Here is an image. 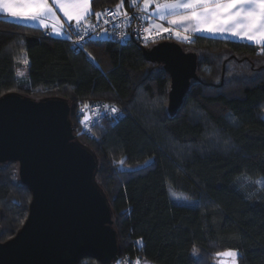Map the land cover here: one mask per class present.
<instances>
[{"label": "trees", "instance_id": "16d2710c", "mask_svg": "<svg viewBox=\"0 0 264 264\" xmlns=\"http://www.w3.org/2000/svg\"><path fill=\"white\" fill-rule=\"evenodd\" d=\"M120 5L133 7L91 0L90 18ZM178 41L201 57L172 115L170 75L144 54L155 43L101 38L76 50L69 35L0 14V96L69 100L78 139L99 158L96 179L114 211L121 257L212 264L236 249L239 264H264V188L256 183L264 179V46L199 34ZM96 102L122 114L88 133L78 108ZM30 200L18 164L0 163L1 241L23 225Z\"/></svg>", "mask_w": 264, "mask_h": 264}, {"label": "water", "instance_id": "95a60500", "mask_svg": "<svg viewBox=\"0 0 264 264\" xmlns=\"http://www.w3.org/2000/svg\"><path fill=\"white\" fill-rule=\"evenodd\" d=\"M144 54L170 75L173 115L198 77L201 55L176 40L157 42ZM70 114L65 97L0 96V163L16 162L31 192L23 225L0 240V264H77L86 257L109 264L121 255L114 211L96 179L99 158L78 139Z\"/></svg>", "mask_w": 264, "mask_h": 264}, {"label": "crops", "instance_id": "0c3cea01", "mask_svg": "<svg viewBox=\"0 0 264 264\" xmlns=\"http://www.w3.org/2000/svg\"><path fill=\"white\" fill-rule=\"evenodd\" d=\"M37 2L38 0H16L17 8L19 11L25 13L24 16L13 17L7 12H0V14L14 21L41 27L48 33L63 38L69 35V25H74L75 28V26L77 27L82 22L88 20L91 16V0H88V11L84 13V19L79 22L75 19V16L69 18V16L66 15L65 7H62V5L72 3V0H47V5L52 9V11L45 12L37 19H32L30 16L34 11L35 4ZM180 2L184 3V0H180ZM165 3L175 5L176 0H150L147 5L144 0H136V4H138L140 9H142L149 26L168 30L174 29L173 40H189L194 35L199 34L215 38L244 41L258 46H264V43L244 38L243 33L239 36L235 35L234 33L239 31L238 24H219L217 26L223 28V31L211 32L207 30L208 24L202 22L203 17L201 21H197L195 19H182L183 17H191L193 9L179 6L157 8L158 4L163 5ZM213 6L214 5L211 3L207 5H196L195 11L197 13H203L205 8L210 9ZM240 7L241 6L238 5L237 9ZM244 7L247 6L245 5ZM237 9H233V11H236ZM68 11H72V9H68ZM161 17H163V19ZM172 21H175V23ZM177 33H179V35H177ZM184 37H187V39ZM137 262L138 264H154L146 259H138Z\"/></svg>", "mask_w": 264, "mask_h": 264}, {"label": "built area", "instance_id": "2783aa9c", "mask_svg": "<svg viewBox=\"0 0 264 264\" xmlns=\"http://www.w3.org/2000/svg\"><path fill=\"white\" fill-rule=\"evenodd\" d=\"M107 10V11H106ZM103 15L97 18L93 15L87 23L82 22L74 28L69 37L71 45L76 50L84 49L86 43L93 39L112 38L119 43L136 41L141 44H152L165 40H173L174 29L163 31L158 27L149 26L140 6L135 3L132 8L109 6L102 11ZM126 13V15H125ZM107 106V107H105ZM112 107L117 112L111 111ZM82 128L92 133L93 127L106 118L118 117L121 109L114 103L96 102L80 105L78 108ZM137 260L131 257H120L109 264H136Z\"/></svg>", "mask_w": 264, "mask_h": 264}, {"label": "snow or ice", "instance_id": "6c2138e0", "mask_svg": "<svg viewBox=\"0 0 264 264\" xmlns=\"http://www.w3.org/2000/svg\"><path fill=\"white\" fill-rule=\"evenodd\" d=\"M131 2L135 5L136 0H131ZM144 2L147 5L150 0H144ZM87 3L88 0H72V3L62 5V7H65L66 15H68L69 18L75 16V19L79 22L84 19V13L88 11ZM210 3L214 6L210 9L205 8L203 13H197L195 11L196 5H207ZM238 5L241 7L237 9ZM245 5L247 7H244ZM173 6L193 9L191 17H183L182 19H195L201 21L203 17L202 22L208 24V31H223V28L217 26L219 24H238L239 31L235 32V35L239 36L243 33L244 38L264 43V0H184V3H181L180 0H176L175 5L168 3L163 5L158 4L157 8ZM68 9H72V11H68ZM233 9L237 10L233 11ZM51 11L52 9L47 5V0H38L30 18L37 19L45 12ZM0 12H7L13 17L25 15V13L18 10L16 0H0ZM95 15L99 18L103 13L97 12ZM161 18L163 19V17ZM172 22L175 23V21ZM85 23H87V21H85ZM163 31H168V29H163ZM177 35H179V33H177ZM184 38L187 39V37ZM111 111L115 113L117 112V108L112 107ZM121 163H123V161H121ZM256 183L259 184L261 188H264V180H257ZM217 255L220 254L218 253ZM223 255L235 258L237 252L235 250H228Z\"/></svg>", "mask_w": 264, "mask_h": 264}, {"label": "rangeland", "instance_id": "374dc122", "mask_svg": "<svg viewBox=\"0 0 264 264\" xmlns=\"http://www.w3.org/2000/svg\"><path fill=\"white\" fill-rule=\"evenodd\" d=\"M109 7V6H108ZM106 8V7H105ZM258 180H264L262 178H259ZM228 250H235L237 252V255L235 258L231 257V256H226V255H223L224 253H226ZM220 255H217L215 257V260L212 262V264H233V261H234V264H239V261H238V251L236 249H227L225 251H222L219 253Z\"/></svg>", "mask_w": 264, "mask_h": 264}]
</instances>
